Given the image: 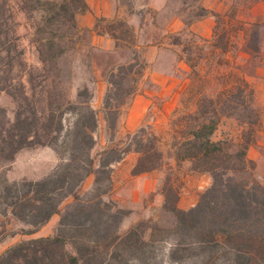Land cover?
<instances>
[{"label": "trees", "instance_id": "trees-1", "mask_svg": "<svg viewBox=\"0 0 264 264\" xmlns=\"http://www.w3.org/2000/svg\"><path fill=\"white\" fill-rule=\"evenodd\" d=\"M18 1V11L37 16L29 35L40 66L25 62L14 8L0 0V94L10 95L16 107L13 118L0 108V163L13 161L26 148L52 147L62 164L42 180L0 181L6 206L0 213L29 225L25 235L37 233L55 215L60 221L55 235L15 244L0 255V264H264V183L257 180L256 164L248 157L262 118L249 81L242 77L215 96L189 88L190 96L173 114L168 147L177 166L190 162L193 172L211 176V186L187 211L178 207L177 192L167 186L163 208L175 217L174 227L140 222L123 233L121 224L131 211L105 200L112 193L111 167L136 153L133 176L159 170L165 158L161 137L142 126L128 133L121 146L104 149L96 164L91 152L98 112L87 88L72 99L71 71L64 65L82 31L107 34L118 49L122 43L134 45V32L120 20L102 26L104 18L94 30L79 29L77 16L87 10L85 0ZM263 36L264 21L252 24L246 44L250 53L259 54ZM135 68L130 64L111 71L110 85L125 92L120 97L131 98L126 82L143 71ZM111 99L109 95L104 111L108 131L114 134L129 99L118 98L116 105ZM68 115L72 120L66 124ZM223 118L235 119L242 128L238 142L213 139ZM92 175L93 188L82 193ZM69 198L72 202L62 210ZM171 238L167 260L158 261L157 248Z\"/></svg>", "mask_w": 264, "mask_h": 264}, {"label": "rangeland", "instance_id": "rangeland-1", "mask_svg": "<svg viewBox=\"0 0 264 264\" xmlns=\"http://www.w3.org/2000/svg\"><path fill=\"white\" fill-rule=\"evenodd\" d=\"M118 1L125 17L107 20L102 26L107 27L112 21L126 22L134 32V45L122 43L123 47L116 48L117 52H104L91 45L92 34L82 31L75 52L67 57L64 66L71 71L72 99L76 100L78 91L87 88L92 94V107L98 112V127L94 132L96 145L91 152L96 164L104 149L121 146L126 142L128 133L142 126L151 127L161 137L165 158L159 170L133 176L132 169L138 159L136 153L125 155L111 167L112 193L105 200L112 199L120 208L131 211L121 224V232H126L140 222L150 221L172 229L175 217L163 208L166 187L171 186L177 192L180 209L190 210L212 183L209 174L193 172L190 162L177 166L168 147L173 114L184 105L192 86L215 96L243 77L255 90V80L263 77L264 36L259 54L250 53L246 44L251 25L264 21V0H167L165 6L162 4V11L146 7L150 0ZM18 4V0H8V5L14 8L16 30L26 50L25 62L38 68V54L30 44L32 37L29 35L37 16L18 11ZM161 12L164 18L162 23L167 24L173 15H177L182 28L177 32L166 33L156 43L157 47L138 46L137 35L127 18L138 15L143 19L148 15L157 23ZM124 39L131 41L127 37ZM130 64L136 65L135 70L143 71L134 76V81L126 82V90L131 89L133 92L129 99V96L120 97L125 92L116 91L109 81L112 70L117 72L118 67ZM109 95L113 98V105L119 102L118 98L129 99L122 108L114 134L108 131L104 111ZM81 100L86 99L82 97ZM0 108H4L10 118L14 117L16 107L7 93L0 94ZM65 118L66 124H69L72 115ZM130 123L138 126L134 130L129 129ZM241 131L235 119L223 118L213 139L218 141L227 138L238 142ZM61 164L62 159L52 147L26 148L13 161L0 163V181L42 180L52 175ZM256 178L264 183V179ZM94 180L93 175L87 178L80 191H91ZM1 201L0 212L6 208ZM71 202L72 198L64 201L61 209L65 210ZM59 221V215H55L37 233L25 235L24 232L31 229L29 225L10 213H0V255L23 240L55 235ZM167 243L157 248L158 261L167 260L166 254L174 238L168 239ZM192 261L198 262V259Z\"/></svg>", "mask_w": 264, "mask_h": 264}, {"label": "crops", "instance_id": "crops-1", "mask_svg": "<svg viewBox=\"0 0 264 264\" xmlns=\"http://www.w3.org/2000/svg\"><path fill=\"white\" fill-rule=\"evenodd\" d=\"M167 0H150L146 7L157 11H162ZM179 2V0H176ZM87 10L77 16L79 29L94 30L98 21L102 18L113 20L123 18L124 12L120 7L118 0H85ZM164 4V6H162ZM162 17L163 12L160 13ZM155 22L153 17L145 16L140 19L138 15L127 18L128 24L135 30L138 46H148V48L157 47L163 36L169 32H177L182 28L181 19L173 15L169 21L162 23L164 18ZM91 45L104 52H117L115 41L107 34L99 35L92 33ZM263 77L255 80L256 105L261 111L262 129L256 137V142L248 150V157L256 164V176L258 179H264V70ZM138 125L130 123L129 129L134 130ZM149 174V173H146ZM187 210V209H184Z\"/></svg>", "mask_w": 264, "mask_h": 264}]
</instances>
